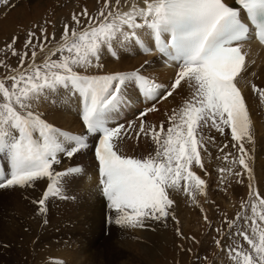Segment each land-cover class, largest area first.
Wrapping results in <instances>:
<instances>
[{"label":"snow or ice","instance_id":"snow-or-ice-1","mask_svg":"<svg viewBox=\"0 0 264 264\" xmlns=\"http://www.w3.org/2000/svg\"><path fill=\"white\" fill-rule=\"evenodd\" d=\"M7 6L15 7L0 0V7ZM59 33L50 36L46 27L35 28L19 50L15 36L2 50L0 153L7 154L10 170L0 174V191L43 186L32 203L46 217L50 199H66L74 184L88 178L80 166H56L64 157L83 154L94 136L109 223L134 232L174 222V234L188 239L179 227L176 194L205 213L198 197L207 201L210 183L198 169L209 179L215 174L221 191L246 188L241 210L215 228V245L233 264H264V193L253 183L257 140L245 93L248 89L264 108V86L249 79L256 76L251 70L256 60L246 47L253 40L264 47V0H100L95 13L88 8L72 13ZM129 44L174 65L166 88L143 71L149 60L131 71L106 69L103 57L119 59L115 49ZM129 86L152 103L135 120L112 124ZM61 89L77 94L85 133L63 131L38 111L42 102H58ZM177 96L182 98L178 108L158 125L147 122L161 100ZM141 140L154 145L147 156L124 152L129 141ZM203 218L213 226L206 213ZM47 223L44 218L42 224Z\"/></svg>","mask_w":264,"mask_h":264},{"label":"rangeland","instance_id":"rangeland-1","mask_svg":"<svg viewBox=\"0 0 264 264\" xmlns=\"http://www.w3.org/2000/svg\"><path fill=\"white\" fill-rule=\"evenodd\" d=\"M99 3L100 0H10V5H15V7H0V59L5 58L2 50L12 42L14 36L17 37L14 47L18 50L26 39L28 31L35 28L46 27L50 36L56 30L57 37H59V29L62 28L72 13H79L84 8H88L90 13H95ZM52 46L51 43L47 45V47ZM141 53L149 55V53L145 54L142 51ZM8 59L9 62H14V58L9 56ZM38 62L41 61L38 59ZM113 62L115 61L111 63ZM165 84L168 85L169 83L165 82ZM136 91L139 94L137 89ZM136 91H132V93H136ZM140 96L139 101H142L141 93ZM256 103L258 102L254 98L250 107H259ZM121 105L123 106V104ZM142 105L146 104L142 103ZM176 107L175 103L169 106V110L161 109L155 119L159 122L164 120L165 116ZM39 109L46 114L44 109L43 111L42 108ZM136 117L137 115L128 121H133ZM154 120L147 119L150 124ZM253 120L256 145H260L262 148L260 159L257 155L254 164L258 175L264 178V114H253ZM133 142L135 144L132 145L133 151L137 149L134 155L147 156V153L152 149V146L148 145L143 147L145 143L142 141L137 145L135 141ZM216 163L218 162L214 160L211 169L213 173ZM95 164L94 162L92 165ZM258 165L263 168L260 169ZM90 166L86 164L87 168ZM259 171H262L261 175ZM197 174L210 183L207 201L204 197H198V199L213 226H208L203 218L205 213H202L187 197L183 194H176L179 205L176 212L177 218L180 220L179 227L188 239L182 240L174 234L176 227L174 222H169L166 228L169 231L168 242L163 227H158L159 234L151 230L146 232L140 229L134 232L128 230L127 234H124L127 236L125 237L117 226L108 222L107 213L104 217H95L92 210L89 209V205H82L79 208L86 211H72L66 215L63 219L64 227L49 232L46 235L45 243L36 242L37 237L32 236L28 242L23 238V243L10 244L8 237H4L5 232H3L5 230L4 225H7V212L0 210V221L2 220L0 224V264H233L230 256L222 252V249L213 242L214 238H219L215 228L221 225L224 216L234 218L235 214L241 210V201L247 200L246 190H242V186H236L235 188L229 187L226 192L221 191L217 187L218 182L215 174L210 179L203 176L199 170ZM79 183L81 182L79 181ZM79 183L74 184V186ZM259 185V189L264 193V181ZM107 212L108 216L112 215L110 210ZM108 228H110V235L107 231ZM154 235L160 236V240H153ZM239 242L247 249L246 242L242 239ZM48 247L57 249L59 253L42 260L43 256L40 257V255L47 252ZM187 249H191V251H187Z\"/></svg>","mask_w":264,"mask_h":264},{"label":"bare ground","instance_id":"bare-ground-1","mask_svg":"<svg viewBox=\"0 0 264 264\" xmlns=\"http://www.w3.org/2000/svg\"><path fill=\"white\" fill-rule=\"evenodd\" d=\"M229 2H232V0H229ZM146 35L147 33H145V36ZM246 47L251 50L252 58L256 60V64L251 69L256 73V76L254 78L250 76L249 79L251 83H255L257 86H264V48L260 46L255 40H253L251 44L246 45ZM115 50L118 52L119 59L113 60L115 58L111 57L110 55H105L103 57V62L106 65V69L108 71H131L140 68L141 64H143L145 60H149L151 61V63L146 65L143 71L147 70L146 74L155 77L157 83L162 84L164 87L168 86L165 84V82H171L173 72L175 71L174 65L166 64L164 60H162L160 56L155 53V51L150 52L149 55H143L137 44H129L127 46L117 47ZM112 61L115 62L111 63ZM257 79L259 80L257 81ZM124 91H126V94H124L123 98L125 102L122 103L123 106L120 105L117 111L112 114V119L110 120V123L112 124L127 122L129 119L133 118V116L137 115L139 110L145 108L146 105L150 106V103H152L143 95V100L139 101V99L141 98L140 93L137 94L136 89L132 88L131 86L126 88ZM132 91H136V93H132ZM245 93L249 97L248 103L250 104V106H252L251 102L254 99L253 94L248 91V89H245ZM55 99L58 102H42L40 104L39 108H42V111L44 109V112H46V114H44V119L63 131H68L73 134H80L82 131L84 132V126L82 125V122L79 121L77 94L71 89H61V94L56 96ZM142 103H145L146 105H142ZM175 103L177 106L176 108H178V106L182 103V98L180 96H177L175 100H173L172 98L168 99L167 101L161 100L156 105L159 111L155 113H149L147 119L150 121L152 119L154 120L157 117V113H160L161 109H163L164 111L169 110V106ZM137 108L139 109L137 110ZM250 108L252 111V115L264 114V109L261 107ZM152 124L158 125L159 121L155 119L154 121H152ZM141 141L144 142L143 140ZM135 143L137 145L136 141ZM132 145H135L134 142L129 141L128 144L124 146V152L127 155H134V152H136L137 149L134 148L135 151H133ZM145 146L147 145L144 144L143 147ZM261 150V146L256 145V149L254 153H252L254 156L252 165L256 177L253 183L257 186L258 189L260 188L259 184L264 181V178H262L263 176L261 177L258 175V171L256 172L254 163L255 157H257V155L260 159ZM94 157V153H92L90 149H88L83 154L78 155L77 157H74L72 159L64 157L62 164L56 166L57 170H64L68 167L81 165V167H83L84 169L86 168L85 170L87 171L88 178L80 180L81 183H79L78 185H73L72 188L69 189L70 192L68 193L67 191L65 193L67 197L66 199H50L46 217H41L40 215H38V205L32 203V201L36 199L42 192L43 186H38L35 189L29 188L26 190L18 191H0V210H6L7 212V225H4L5 230H3V232H5L4 237H8V241L10 242V244H15L18 242L23 243V238L26 242H28L32 238V236H34L35 238L37 237L36 242L42 241L45 243L46 235L49 232L56 230V228L64 227L63 219L66 215H68L72 211H86L79 208L82 205H89V209L92 210V213L95 217H104L107 213L106 218H109L107 212L109 210L108 201L101 195V191L99 190L98 186L99 180L97 175V165H92L94 162H97L95 161ZM86 164L91 166L87 168ZM258 166L260 167V165ZM0 168H2V171L5 174H7L10 170V161L6 153H0ZM261 172L262 171H259L260 175L262 174ZM242 190H246V188L242 186ZM44 218L48 220L47 225L42 224V220ZM1 223L2 220L0 221V224ZM163 229L167 234L166 239L168 242L169 231H167L164 227ZM109 230L110 228L107 229L108 232ZM149 230L150 229H143V232ZM158 230L159 229L157 227V230L151 231L159 234L160 231ZM120 231L123 232V236L127 237L126 235H124L127 234V229H120ZM153 240L159 241L160 236L154 235ZM48 249L49 250L47 252L40 255V257L43 256L41 258L42 260L59 253L57 252L58 250L53 247H48Z\"/></svg>","mask_w":264,"mask_h":264}]
</instances>
